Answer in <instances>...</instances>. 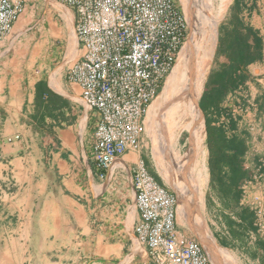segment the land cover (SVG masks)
Masks as SVG:
<instances>
[{
    "label": "crops",
    "instance_id": "crops-1",
    "mask_svg": "<svg viewBox=\"0 0 264 264\" xmlns=\"http://www.w3.org/2000/svg\"><path fill=\"white\" fill-rule=\"evenodd\" d=\"M176 1L187 29L172 68L197 29L196 10L202 4ZM209 1L204 15L216 17L217 34L195 106L198 147L190 145L189 133L180 132L170 150L174 162L179 158L181 175L186 173L187 190L199 198L187 197L181 209L172 173L167 171L166 178L153 156L152 121L145 120L138 152H128L103 169L95 166L91 146L97 113L83 102L79 85L68 75L80 57L75 7L66 0L22 1L21 13L0 42V187L11 184L9 191L0 192V264H147L146 247L134 234L137 159L175 194L179 233L197 238V233L209 231L241 264H264V242L249 236L253 212L248 202L254 192L243 195L241 190L242 183L264 171V0ZM233 15L259 37L258 52L242 68L241 81L239 74L232 75L236 85L213 102L216 73L228 64L220 56L215 68L218 37H224ZM220 127L244 147L240 195L231 205L223 200L210 169L208 132ZM197 158L200 167L195 166ZM222 173L229 175L227 166Z\"/></svg>",
    "mask_w": 264,
    "mask_h": 264
},
{
    "label": "built area",
    "instance_id": "built-area-1",
    "mask_svg": "<svg viewBox=\"0 0 264 264\" xmlns=\"http://www.w3.org/2000/svg\"><path fill=\"white\" fill-rule=\"evenodd\" d=\"M23 0H0V42L22 11ZM75 7L74 33L80 57L68 69L83 102L97 113L92 160L109 167L144 143L147 111L161 90L186 35L176 0H66ZM18 136H14L17 138ZM11 140V138L9 139ZM137 219L134 234L146 247L147 264H211L202 243L179 233L177 199L142 159L133 165ZM11 184L0 187L7 192ZM249 190L252 241L264 242V171L241 185Z\"/></svg>",
    "mask_w": 264,
    "mask_h": 264
},
{
    "label": "bare ground",
    "instance_id": "bare-ground-1",
    "mask_svg": "<svg viewBox=\"0 0 264 264\" xmlns=\"http://www.w3.org/2000/svg\"><path fill=\"white\" fill-rule=\"evenodd\" d=\"M204 17L205 18H203L204 22L202 25L203 30L201 31V33L198 34L196 38L190 41L189 45L182 51L179 61L178 62L176 61L177 64L175 63L176 66L175 65L173 66L172 70L166 77V80L162 86V89L160 90V92L161 91L162 92L158 93L157 96L155 97L157 98L158 95L160 94L157 100L158 102H153L154 101L153 100L152 101L153 103L152 105L150 104L151 106H149L150 108H148L149 110L147 112V118L150 121L151 117H153L154 112L162 108L163 102L165 99L168 102V104L166 103V106L163 107V112L164 114L166 113L169 114V110H170L171 112L170 116H172V119L174 118V120H170V122L168 123L170 124L173 123L172 126L177 127L178 125L177 123H179V120L182 118L185 119L186 123H184V125L188 128L187 129L188 133H190L188 140L190 142V145L193 147V149L194 148L196 149L198 147L197 142H196L197 139L195 135L196 134L195 106H196V102L200 94L202 83H204L203 82L204 77H205L204 74L206 73L207 66L210 61V55L215 45L216 17H214V15L211 16L210 13L209 14L206 13ZM188 36H189V32L187 34L186 39L188 38ZM195 44L196 45L199 44L200 50L197 46H194ZM192 53L197 54L199 58L196 62H194V64L190 66L188 65L189 64L188 58L190 57ZM169 119L167 120L169 121ZM148 126H147V129H148ZM174 130H177V128L173 129V131ZM149 133L151 135L152 142H153V156H154L155 162L158 166L159 171L166 178H168L164 160L165 161L168 160L172 164L171 162L172 155L170 154L171 152L170 151L171 150L170 141H172L173 135H172V138L171 136H168V139L165 138V140L161 141V140H158L155 132L152 133L149 131ZM172 134L174 133L172 132ZM199 159L200 158L196 159L195 166L197 167L198 166L200 167ZM193 166H191V168ZM179 187H175L177 199H178V207H179V203L181 205L183 203L182 201L183 192L181 191ZM203 238L204 237H202V239ZM206 245L209 247L212 254L214 255L216 262L218 264L221 263L222 256L220 252L217 250L216 244H214L213 242H206ZM206 253L210 259V256L207 251Z\"/></svg>",
    "mask_w": 264,
    "mask_h": 264
},
{
    "label": "trees",
    "instance_id": "trees-1",
    "mask_svg": "<svg viewBox=\"0 0 264 264\" xmlns=\"http://www.w3.org/2000/svg\"><path fill=\"white\" fill-rule=\"evenodd\" d=\"M236 26L232 31L228 47V64L216 73L215 89L212 92V101L217 102L221 95L229 88L236 85V79L232 75L239 74L242 79V68L253 60L258 52L260 39L251 28L243 25L242 21L236 18ZM223 38L218 37L217 51L222 49ZM198 107V105H197ZM198 110L200 111L199 107ZM211 144L212 157L210 169L214 179L219 184L220 194L226 204H234L240 195L239 181L244 172L241 155L244 147L241 141L228 139L220 127L213 133L208 132V142ZM228 167L229 175L222 173L223 167ZM248 215L247 211L244 212Z\"/></svg>",
    "mask_w": 264,
    "mask_h": 264
},
{
    "label": "rangeland",
    "instance_id": "rangeland-1",
    "mask_svg": "<svg viewBox=\"0 0 264 264\" xmlns=\"http://www.w3.org/2000/svg\"><path fill=\"white\" fill-rule=\"evenodd\" d=\"M196 1H199V0H195ZM219 1V0H218ZM201 8L199 7L198 10H196V13H197V20H198V23H197V29L196 31L194 32V35H192V38L190 39V41H192L194 38H196L198 36L199 33H201V31L203 30L202 29V25H203V18H205L204 16V12L205 10H207V8L209 7L210 5V1L209 0H202L201 1ZM199 11V13H198ZM237 17H235L234 15L231 17L228 25H227V29H226V32L224 33V37H223V44H222V49L219 50L218 52V56H217V60H216V63H215V68L219 67L220 63H219V57L221 56V58H227L228 56V53L230 52V48L228 47L229 45V42H230V39L232 37V31L234 30L235 28V24H236V19ZM216 31H215V36H216ZM190 37V35L188 36V38ZM188 38L186 39V41L188 40ZM199 39V38H198ZM215 40H216V37H215ZM185 41V42H186ZM184 42V43H185ZM190 43V42H189ZM194 46H197L200 50V46L199 44H195ZM198 55L195 54V53H192L190 55V57L188 58V62L189 64L188 65H192L194 64V62H196L198 60ZM162 92V91H161ZM160 91L158 93H161ZM160 95V94H159ZM158 95V97H159ZM158 97L154 99L153 102H158ZM206 101V98L204 99V102ZM166 103L168 104V102L164 99V102H163V106H166ZM152 105V104H151ZM150 108V107H149ZM166 115V116H165ZM171 115V112L169 110V114L166 113L164 114L163 110L159 109V110H156L153 114V117H151V120L152 121V133L155 132L158 140H165L168 139V136H171L172 138V135H173V138H172V141H170V143L173 142V140L175 139L176 135H178L180 132L182 133H188L187 132V127L184 125V123H186L185 119L182 118L179 120V123H177V127L176 126H172V124L168 123L170 122V120H174V118L172 119V116ZM170 118V119H169ZM169 119V121L167 120ZM148 120V118H146V124H148L150 122ZM181 121V122H180ZM184 121V122H183ZM167 122V123H166ZM174 127V128H173ZM177 130H174L173 129H176ZM172 132L174 134H172ZM178 133V134H177ZM190 134V133H189ZM151 137V135H150ZM164 143V142H163ZM151 145L153 147V142H152V138H151ZM185 154V153H184ZM183 155V154H182ZM168 157V156H167ZM171 157V156H170ZM176 158V162H174L172 159H171V162L172 164L167 160L165 161L164 160V164H165V168L167 171L171 172L172 173V178L174 179V181H176V183H174V187H179L180 186V189L181 191L183 192V203L182 205L179 203V207L180 209L183 207V204H184V200H186L187 197H189L192 201H199V198H193L194 197V193L193 192H190L188 189V187L190 188V184L187 183V178H186V173L183 177V175H181L180 171H179V167L177 166V162H178V159L177 157ZM189 160V158L187 160H182L183 163H186L187 161ZM190 166H191V163H190ZM187 168H190L189 166H187ZM183 171L184 170H187L186 168H183L182 169ZM179 184V185H178ZM192 186V185H191ZM216 195V192L214 193ZM188 198V199H189ZM196 199V200H194ZM224 206V204H223ZM223 208H226L225 211L227 212H230L231 210L228 208V206H224ZM228 215V214H226ZM208 231V230H207ZM205 234V233H204ZM204 234H199L197 233V238L199 239V241L203 244L204 248L206 249V251L208 252L209 256H210V263L211 264H218L215 260V257L214 255L212 254L211 250L209 249V247L206 245V242H213L214 244H216V248L217 250L220 252L221 256H222V259H221V263L219 264H241L240 260L238 259V257L235 255V253L231 250V249H227V248H224L222 246H220L215 240H214V237L212 236L211 232H207L205 235ZM195 237V236H193ZM202 237L206 238V239H202ZM206 240V241H205ZM209 258V257H208Z\"/></svg>",
    "mask_w": 264,
    "mask_h": 264
}]
</instances>
